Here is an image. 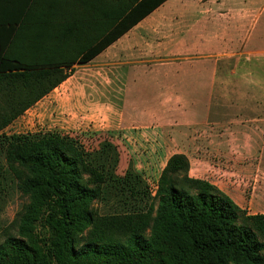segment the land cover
<instances>
[{"label": "trees", "instance_id": "obj_1", "mask_svg": "<svg viewBox=\"0 0 264 264\" xmlns=\"http://www.w3.org/2000/svg\"><path fill=\"white\" fill-rule=\"evenodd\" d=\"M166 1L117 0L124 8L115 14L106 0H84V45L73 57L11 55L17 32L10 31L8 44L1 47L0 134L73 76L76 64L93 61ZM77 18L61 37L66 46L71 37L80 42ZM2 139L10 173L30 174L25 187L32 202L19 236L0 243V264H264V216L248 215L213 185L191 178L184 155L172 156L163 170L155 217L151 205L147 214L103 219L95 238L80 244L77 236L95 224L89 206L102 194L85 185L84 177L104 181L80 144L54 133ZM42 223L50 232L48 239L36 233ZM149 228L151 237L146 239L142 233Z\"/></svg>", "mask_w": 264, "mask_h": 264}, {"label": "crops", "instance_id": "obj_2", "mask_svg": "<svg viewBox=\"0 0 264 264\" xmlns=\"http://www.w3.org/2000/svg\"><path fill=\"white\" fill-rule=\"evenodd\" d=\"M106 3L114 5L112 13L124 8L117 0ZM263 12L264 0H167L93 61L76 64L73 76L14 124L29 118L32 126L66 134L106 121L119 131L140 130L152 125L142 107L163 106L170 91H176L177 118L183 119L180 106L212 105L217 90L233 88V71L226 62L246 54L241 51L243 44L247 48L254 35L263 34ZM77 17L80 42L71 37L66 46L61 37ZM109 17L111 22L115 16ZM15 29L11 55L73 57L74 50L84 45V0H0V61L1 47L5 49L9 32ZM153 90L162 92L150 96L148 91ZM167 113L166 109L163 122H168ZM220 122L222 130L208 135L209 153L222 154L227 159L225 169H218L212 158L194 163L210 173L211 184L239 208L250 216H264V113L225 117ZM218 137L224 140L216 148ZM178 154L189 158L186 151ZM219 171L226 178L216 177Z\"/></svg>", "mask_w": 264, "mask_h": 264}, {"label": "rangeland", "instance_id": "obj_3", "mask_svg": "<svg viewBox=\"0 0 264 264\" xmlns=\"http://www.w3.org/2000/svg\"><path fill=\"white\" fill-rule=\"evenodd\" d=\"M262 19L264 20V12ZM244 46L245 44L241 51L246 54L225 61L229 70L233 71V88L217 90L216 100L212 105L180 106L184 111L183 119L180 116L177 118L176 91H170L168 102H164L163 106L153 104L142 107L146 109V121H151L152 125L143 128L139 126L140 130L119 131L111 122L106 121L97 127L66 134L48 130V127L39 124L32 126L29 118L22 120L20 124L13 123L9 130L0 134V174L3 176L0 179V243L9 237L19 236L22 218L32 202L25 187L30 177L29 172L23 171L14 176L8 170L5 162L6 143L2 139L4 137H42L52 133L69 135L80 144L88 163L103 176V184L98 183V177H84L85 185L97 191L101 189L102 194L89 206V213L97 226L94 224L77 236L80 244L95 238L98 223L103 219L147 214L151 211V205H154L155 217L158 207L155 196L160 177L169 159L174 155H182L179 152L186 151L189 155L187 158L191 178L209 184L214 182L210 173H205L199 164L194 163L212 158L218 169H225L227 159L222 154L209 153V133L221 131L218 124L225 117L264 113V32L261 36L254 35L247 48ZM201 65L206 64L202 62ZM148 92H151L148 93L150 96L156 97L162 91ZM188 93L202 95L200 91L194 90ZM166 109L168 122H163ZM218 138L216 148L224 140L222 137ZM216 177L226 178L222 171ZM213 186L222 192L215 184ZM243 211L248 213L247 210ZM36 233L43 239L50 237V232L43 223L37 226ZM142 234L150 239V228ZM260 239L264 242V238L260 236ZM120 240L125 242L126 239L122 237Z\"/></svg>", "mask_w": 264, "mask_h": 264}]
</instances>
